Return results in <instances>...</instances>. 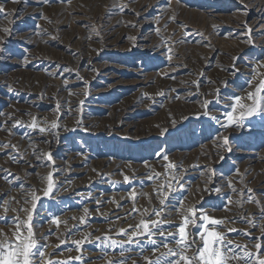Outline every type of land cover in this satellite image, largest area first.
<instances>
[{"label":"bare ground","instance_id":"1","mask_svg":"<svg viewBox=\"0 0 264 264\" xmlns=\"http://www.w3.org/2000/svg\"><path fill=\"white\" fill-rule=\"evenodd\" d=\"M12 1L13 8L10 10V18L18 12V8L26 7L27 2V0ZM34 1L36 5L28 6L27 11L16 20L27 21L28 18H32L33 15L40 12L47 5L48 0ZM262 1L259 0L257 3L258 10L261 13L264 12V1ZM41 4L43 5L41 6ZM101 5H103L101 6L102 10L120 7V5L111 4L110 0H101ZM130 5L127 6L130 7ZM72 6L68 8L78 10L75 6ZM127 6L126 8H128ZM55 7H57L56 10H60L58 6ZM86 13L93 14L95 11L90 10ZM61 16V14H55L49 17L44 29H38L37 31L39 33L48 32L52 34V38L46 39H51L60 45L61 26L66 23L65 20L62 21ZM22 25L21 23H14L13 20H10L8 26L5 25V30H2L0 35L2 37L0 40V59L7 55L10 50L11 45L8 40L11 28L21 27ZM154 25L156 24L154 23ZM100 27L97 32L84 29L85 31L79 35L77 34V37L65 38L66 43L71 44L66 46L68 51L65 53L60 52L51 57L36 54L26 61L14 58L11 62L21 65L23 70L10 76L5 75L0 79V103H9L8 106L3 108L0 104V201H4L2 206L5 209L10 206V210H13V215L17 216L19 210L32 207L33 195L40 197L49 184V177H51L55 190L50 198L52 200L55 199L56 204H48L44 207L39 206L35 208V213L32 211L35 214H33L35 225L41 228L38 235H35L38 246L35 251H43L48 254L46 261L54 259L57 251H59L60 247L56 241L58 237L57 230L61 225V247L65 244H72L78 247L94 246L105 250L106 247L99 248L96 243L99 242L100 238L108 239L110 237L112 246L107 252L108 254L105 253L107 259L103 260L104 263L102 264H109V261H112L113 264H120L121 261H123V264H148V259L160 256L161 253L168 250L164 247L165 244L168 245V248L177 247L175 239H179L178 225L181 226L183 224L185 214L190 219L196 220L195 225L190 223L186 227L188 242L190 243L194 236L197 241H200L195 228L202 222L200 219L201 214H207L206 212L209 211L207 210L208 208H203V203H205L203 199L213 194L212 192L214 191H206V189H213L214 180H206L204 184H199L198 192L195 191L199 198L191 199L189 204L185 206L177 205V203L183 191H188L195 195L193 187L190 188V185H192L197 176L205 171L204 167L209 169L220 164L221 160L215 158L221 153L218 141H213L209 146L198 150L188 162L186 161L187 159L184 160L182 157L185 152L178 151L179 155L174 158V162L164 167L166 160L164 162L158 159V155L155 156L154 160L132 161L124 153L117 154L107 151L101 153L96 148L91 149L92 144H88L90 147L83 153L80 147L71 144V136L74 137L77 134L79 127L99 133L105 130L109 135L115 133L129 134V132L135 131L138 127L128 121L129 114L134 110L129 109L145 98L151 103L165 99L170 100L173 97H177V99L179 97L187 98L186 101H182L186 105L180 104V106L175 107V110H177L176 115H173L171 110L170 113L165 114L166 116L161 121L154 123L151 129L166 127L172 124L173 121L176 122L178 119H182L179 112L184 107H186L184 114L189 113L190 110H195L196 106L193 107V105L192 109H187V103L194 98L211 101L207 109L201 104L198 112L209 111L212 114L211 116L216 118L220 127H224L228 124V117L224 111L225 109L222 112L215 109L217 108L215 100H230L234 98L235 96L233 97V93L229 89L233 88V79L236 78L237 71L256 72L259 62L255 61L256 63L251 65L246 63L245 59H243V52H241L243 50H237L234 56L236 59H233L229 68H223L224 70L218 71L217 74L212 76L208 74L207 76L205 71L212 60L210 61L205 57L199 58L195 62H188V70L196 68L194 71L197 72L193 77L188 78V75L185 76L183 72L187 70L186 68H181V70L178 68L180 75L176 73L173 76L167 75L171 72L164 70L165 72L163 71L164 73L161 75L148 80L153 86L154 84L161 85L162 88L159 92L156 91V93L153 92V94L144 95V97L143 95H134L120 101L110 99L107 101L103 95H108V92L109 94H111L110 92H117L120 87L119 82L111 83L107 89L98 88L97 85H106L108 81L120 75L114 69L115 63L108 61L99 62L104 57V52L120 49L119 43L123 41V33L115 36L116 29H114L113 23L110 25L106 23ZM147 27L148 25L145 24L144 28ZM38 28L41 27L38 26ZM33 31L30 30L28 33ZM262 32L259 33L261 37ZM172 34H174V31L168 32L165 36L166 39L163 41L160 39L162 37L159 38L161 43L157 44L158 49H156V44L150 45L148 48L151 47L153 53L165 51L166 49L175 51L179 45H182L180 44L181 40H184L186 34H183L182 31L181 33H176V35ZM1 44H4V46L2 47ZM135 45L136 43L131 44L126 50L133 49ZM38 68L42 69L38 71ZM142 70L143 68H140L135 70V72ZM61 75L62 77L65 76V79ZM71 77L74 78L71 79ZM222 81L227 82V87L223 86ZM216 89H219L218 95L214 94ZM150 93L152 92L150 91ZM243 93L245 91L241 92V98ZM102 97L106 99V104H102L100 107L109 108V115H106V118L92 116L94 109L99 107L96 102L101 101ZM227 103L225 102L224 106ZM50 105H52V108L48 107ZM76 109L77 112H75ZM72 113H76V116H73ZM33 120L37 123L36 128L31 127ZM53 125H56V127H53ZM40 128H44L45 131L43 133L40 132ZM230 128L234 129L237 127L230 126ZM65 129H72V131H66ZM63 146L66 150V152L64 150L65 153L61 152L64 149ZM54 152H60L62 157L55 161V165H53V161H50L46 186L44 182L39 180L40 174L34 173L35 177L33 178L31 172L27 169L39 167L41 170L38 169V171H43L42 166L46 162L48 155ZM224 152L222 153L223 156ZM230 152L228 150L227 153ZM260 154L262 153H255L245 163L242 175H236L237 179L231 178L227 180L226 178L227 181L225 182L227 185L221 186V189L219 188L220 191L217 194H220L222 199L223 197H230L225 200L227 204H224V208L220 210L210 208V211H213L211 214L212 218L222 221V224L218 226L229 227L236 220L246 222L244 226L241 225L242 228H239V226L237 228L229 227L230 230L225 228L222 235L232 245L244 246L250 252L256 251L248 245L250 240L241 237L237 238L240 241H234L231 229H240V231L245 232L246 236H253L257 232L264 230V218H261L264 215V212H262L264 210V163H260V166H255L254 164L264 159ZM51 159H55L52 154ZM168 166L169 168L172 167L171 172L169 175H165V169ZM81 173L85 175L81 176ZM125 176L129 178L127 180L128 185L125 183L128 187L122 183V180L126 181ZM147 182H152V186L147 189L143 187V189L142 186ZM169 184L178 190L170 192L165 204L161 205L158 192L161 189L168 191ZM181 185L183 187H180ZM128 188L131 191L125 192L124 190ZM14 200L17 201L18 205L15 206L16 202ZM85 208L89 210L87 216L84 213ZM193 208L197 210L195 217H192L191 212L188 211ZM1 210L3 209L0 208ZM156 211H160L159 217L155 215ZM82 217L83 219H81ZM142 220H162L163 224L159 228L150 224V228L154 233L152 236L140 235L129 242V235L139 230L137 226L140 225ZM122 230L128 235L121 234ZM161 232L164 234L160 235ZM169 232L175 234V239L173 236L168 235ZM76 241H80V243L77 244L75 243ZM193 251L195 249H188L186 255L191 256ZM237 251L239 252L240 249H237ZM88 252L83 253L87 255ZM103 253L104 251L97 254L101 255ZM176 258L171 257V259ZM39 261L40 263H36ZM34 264L43 263L40 258H35ZM230 264L235 263L230 261Z\"/></svg>","mask_w":264,"mask_h":264},{"label":"rangeland","instance_id":"2","mask_svg":"<svg viewBox=\"0 0 264 264\" xmlns=\"http://www.w3.org/2000/svg\"><path fill=\"white\" fill-rule=\"evenodd\" d=\"M110 2L111 4H115V6L120 5V7L102 10L101 6L103 5H101V0H48L47 5H45L40 12L33 15L32 18H28L27 21H19L16 19L27 11L28 6L36 5V2L34 0H27L26 7L18 8V12L10 18L9 14L10 10L13 8V1L0 0V7L3 9V11L0 12V35L2 34V30H5V27L8 26L10 20H13L14 23L23 24L21 27L11 28L8 40V43L11 45L10 50L7 52V55L4 57L1 56L2 58L0 59V79L5 75L10 76L23 70L21 65L11 62L14 58L26 61L36 54L51 57L59 54L60 52L65 53L68 51L66 46L71 45L66 43L67 38L71 36L77 37V34L79 35L85 31L84 29H86V31L97 32V29L99 30L101 25L106 23L110 25L113 23L115 27L114 29H116L115 36H118L119 33H123V41H120L119 43L121 47L116 51L112 50L104 52V57L100 59L99 63L107 61L113 64L115 63L116 66L114 69L120 76L115 79H111L106 83V85H97V87L107 89L111 83L114 84L116 82H119L120 87L117 92H110L111 94L108 92V95H103L107 101L109 99L120 101L121 99L130 98V96L133 97L134 95H143L144 97V95H151L153 92L156 93V91L159 92L162 88L161 85L154 84L153 86V84L149 83L148 80L152 78L154 79L165 71L171 72L167 74L169 76L176 75V73H178L177 75H180L179 71L181 68L187 69L188 62H195L196 59L199 58L205 57L210 61L212 60L205 71V75H215L218 71L229 68L237 50L242 49L243 51L241 52H243V59H245L246 63L251 65L259 62L257 70L253 73L238 70V73L235 76L236 78L233 79V88L229 89V91L231 90L233 93V97H235L230 100L224 99L225 102H228L225 106L223 99L215 100L217 105V108L215 109H218L219 112H222V110L225 109L224 111L228 117V115L232 113L234 106L237 108V114L243 110L237 105V100L240 101L241 105L245 106H250L253 103V101L248 98V94L255 93L256 89L261 86L262 82H264V12L261 13L258 10L259 7L257 3L259 0H110ZM142 4L143 6L141 7ZM42 5L43 4H41V6ZM72 5H74L78 10L68 8ZM127 5H130V7ZM55 6H58V9L60 10H56L57 7ZM126 6L128 8H126ZM90 10H94L95 13H86ZM55 14H61L62 21L65 20L66 22L65 25L61 26V45L51 39H46L52 38V34L48 32H37L38 29H44V26H46L49 21V17H52ZM153 22L156 25H154ZM145 24L148 25L147 28H144ZM38 26L41 28H38ZM168 27L170 28L168 29ZM260 28L262 29L259 31ZM30 30L34 31L28 33ZM167 30L168 32L174 31V34L172 35L181 33V31L183 34L185 33L187 35H185L184 40L182 39L183 42L181 40L180 44L182 45L178 46L180 49L177 48L175 51H169V49H166L165 51L153 53L151 47L148 48V46L156 44V49H158L159 47L157 44L161 43L159 41L166 39L165 36L168 34ZM260 32H262V37L259 35ZM1 39L2 37L0 36V40ZM133 43H136L135 47L133 49L126 50V48L128 49ZM1 46L3 47L4 44H1ZM235 46L240 48L236 49ZM140 68H143V70L135 72V70ZM178 68H180V70ZM40 69L42 68H38V71H40ZM194 70L187 69L183 73L185 76L188 75V78H190L196 74L197 71ZM62 78L65 79V76ZM73 78L74 77H71V79ZM150 91L152 93H150ZM243 91H245V93L242 94L241 98V92ZM259 96L264 97V91H261ZM104 98L102 97L101 101L96 102L99 107L94 109L91 114L92 116L106 118V115H109V108L100 107L102 104H106V99ZM186 100L187 98L185 97H179V99H177V97H173L170 100L165 99L151 103L147 98H145L144 100L138 101V104L135 103V105L131 106L129 109L134 110L129 114L130 116L128 117V121L138 127L135 131H131L129 134L115 133L113 135H109L105 130L100 131L99 133L94 132L93 130L91 131L90 129L85 130L79 127L77 129V134L74 137L71 136L72 139L70 142L72 145L80 147L83 153L90 147L89 145L92 144L90 147L91 149L96 148L101 153L104 151L115 152L117 154L124 153L125 155H128L132 161L144 162L154 160L155 156L158 155V159H161L164 162L166 160V163L164 164L165 167V165H171L172 162H174V158L179 155V153H177L178 151L185 152L182 157L184 160L187 159L186 161L188 162L198 150L203 149L205 146H209L213 143V141H218V144L221 147V153H219L215 158L221 160L220 164L215 165L213 168H209L210 170L204 167L205 171L194 179V184L192 183V185H190V188L193 187L194 192H198L197 188L199 184H204L206 180L210 179L215 182L213 188L219 189L221 186L224 187L227 185L225 181L231 178L237 179L236 175L238 174L242 175V172L244 171L243 166L250 158H252L253 155H255V153H262L260 156L264 157V117L260 115L247 117L244 121L246 126L243 127L244 129L220 127L216 119H210L209 116L203 114L204 112H198L201 104L203 105V101L205 100H197L195 98L189 100L187 103V109L191 108L193 105V107L196 106L195 110H190L189 113L184 114V110L186 109V107H184L179 112L182 119H178L175 124L172 123L166 127L151 129L154 123L161 121L168 113H170L171 110L173 115H176L177 110H175V107L180 106V104H185L182 103V101ZM8 105L9 103L5 102L4 104H1V107L3 108ZM51 106L52 105L48 107L52 108ZM75 112H77V109ZM72 115L76 116V113H72ZM162 128L167 129V131L164 132ZM225 137L228 138V144L231 150H229L228 147L222 143L224 142ZM66 142L69 143L68 141ZM63 148L61 147V149ZM64 150L65 148L61 150V152L65 153L66 150L65 152ZM228 150L231 152L227 153ZM222 151H225L224 156ZM51 154L55 159L49 160V158H47L46 162L42 166L43 171L39 172V167L27 169L31 172L33 178L35 177L34 173L40 174L39 180L44 182L46 186L48 181L47 178L49 176L48 166L50 161H53V165H55V161L62 157L60 152H54ZM165 156L167 159L164 158ZM260 163H264V159L259 163L255 162L254 164L255 166H260ZM171 168L168 166V168L165 169V175H169ZM83 175L85 174H82L81 176ZM123 181L124 180H122L123 184H127V181ZM127 185L126 187H128ZM144 185L142 188L144 187L147 189L149 186H152V182H147ZM124 191L129 192L131 189L128 188ZM212 193L210 197L203 199L205 201V203H203V208H208L207 210L209 211L206 212V215L211 218L213 211L210 210L213 208L216 210L223 209L224 204H227L225 200L230 198L227 196L222 199L220 194L218 195L217 192L214 191ZM195 195H192L188 191H183L178 198L177 205L185 206L189 204L191 199L199 198L198 194L196 196ZM14 202H16L15 206L18 205L16 200H14ZM3 204L4 201H0V208L3 209L0 211V241L5 242L6 245L12 244L14 247L16 243L20 242V240L17 239V234L20 235L21 239L28 236L26 230L28 223L32 226L34 239L36 240L35 237L41 230L40 227L35 225L36 222L34 221L35 218L33 217V214L36 211L34 210V213H32V207H26L23 210L18 211L20 214L18 213L17 216H14L13 210H10V206H8L6 210L4 206H2ZM48 204H56V200H52V198H48V196H44V194H42L36 207H44ZM30 212L32 219L31 221H28ZM202 224L210 231H218L222 234L225 228H237V226L242 228L246 222L243 220H236V222L233 221L232 225H229V227H221L202 221L199 226L195 228L197 234L203 231V227H201ZM231 230V235L234 238V241H240L237 238L241 237L250 240L248 245L253 250H256L252 253H258L261 255L260 258L264 259V255L262 256V254H264V230L257 232L256 235L253 236H246L245 232L240 231V229ZM57 236L56 242H58L57 244H59L58 246L60 248L59 251H57L55 258L51 259L53 264L57 261L62 262V264H102L105 259H107L105 253H107L112 246V239L109 237L108 239L100 238L99 242L96 243L99 245V248L106 247L105 250L98 249V247L94 246L78 247L72 244H65L61 247V225L57 230ZM256 244H260L261 248L256 249ZM37 249L38 246H36L34 251ZM87 251H89L87 255L86 253H83ZM103 251V254H97L98 252ZM157 257L159 256L153 258L151 257L150 260L148 259V264L149 261H155ZM36 258L39 257L37 256ZM46 258H48V254H45L43 260L41 261L43 264L48 263ZM36 263H40V261Z\"/></svg>","mask_w":264,"mask_h":264},{"label":"snow or ice","instance_id":"3","mask_svg":"<svg viewBox=\"0 0 264 264\" xmlns=\"http://www.w3.org/2000/svg\"><path fill=\"white\" fill-rule=\"evenodd\" d=\"M2 11L3 9L2 7H0V12ZM234 59H236V57H234ZM222 84L223 86L227 87L226 81H222ZM261 91H264V82H262L261 86L256 89L255 93L248 94V98L253 101L250 106L241 105L240 101L237 100V105L243 110L237 114V108L233 107L232 113L228 115V124L224 127L227 128L230 126H235L237 128H243L245 126L244 121L247 117H254L256 115L264 117V97L259 96V93ZM214 94L218 95L219 89H216ZM210 103L211 101H203V107L207 109L208 104ZM203 114L209 116L210 119H216L215 117L211 116L209 111H205ZM173 123L175 124V121H173ZM31 127H37V123L35 120H33ZM53 127H56V125H53ZM65 130L72 131V129ZM39 131L43 133L45 129L40 128ZM163 131L166 132L167 129H164ZM224 144L226 147H228L229 150H231L228 144L227 137L224 138ZM48 158L49 160H51V154L48 155ZM164 158L167 159L166 156ZM128 179L129 178L125 176V180L127 181ZM180 187L183 186L181 185ZM54 190L55 185L52 182L51 177H49V184L43 190V194L44 196L50 197ZM177 190L178 189L176 187H173L171 184L168 185V191L161 189L158 192L160 204L164 205L165 201L169 196V193L175 192ZM206 191L219 192L220 189L213 188L210 190L206 189ZM39 200L40 197L34 194L31 211L35 210ZM188 211L191 212L192 217L196 216V209L193 208L189 209ZM88 212L89 210L85 208L84 213L86 216L88 215ZM262 212H264V210H262ZM155 215L159 217L160 211H156ZM261 218H264V215H262ZM31 219L32 215L30 212L28 216V221H31ZM81 219H83V217ZM200 219L204 222L211 223L214 226L222 224V221L213 219L206 214H201ZM190 223L195 225L196 220L190 219V217L185 214L183 217V224L179 226L178 229L179 239H175V234L171 232L168 233V235L173 236V238L175 239L177 247L168 248V245L165 244L164 247L168 250L166 252L161 253V255L157 257L155 261H149V264H230V261H234L235 264H264V259L260 258V254L252 253L248 251L244 246L232 245L231 242L227 241L226 237L223 236L220 232L210 231L205 225H201V227H203V231L197 234L200 237V241H197L194 236L191 242L189 243L186 227ZM150 224L155 225L157 228H159L163 224V221L142 220L140 225L137 226L139 230L129 235V242H131L134 237L140 235L152 236L154 233L150 228ZM26 230L28 236L21 239L20 235L17 234V239L20 240V242L16 243L14 247L12 244H8L7 250L5 242L0 241V264H33V259L37 256L40 258L41 261L43 260L45 253L43 251H34V249H36L37 242L34 239V232L30 223H28ZM121 234L128 235L124 230H122ZM163 234V232L160 233V235ZM75 243L79 244L80 241H76ZM255 248L260 249L261 245L256 244ZM188 249H195L191 256L186 255ZM237 249H240V251L238 252ZM171 257L177 258L171 259ZM48 264H53V261L49 260ZM55 264H62V262L57 261L55 262ZM109 264H113V262L109 261ZM120 264H123V261H121Z\"/></svg>","mask_w":264,"mask_h":264},{"label":"built area","instance_id":"4","mask_svg":"<svg viewBox=\"0 0 264 264\" xmlns=\"http://www.w3.org/2000/svg\"><path fill=\"white\" fill-rule=\"evenodd\" d=\"M5 246H6V250H7V245L5 244Z\"/></svg>","mask_w":264,"mask_h":264}]
</instances>
